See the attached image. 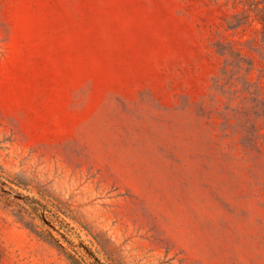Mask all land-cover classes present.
I'll use <instances>...</instances> for the list:
<instances>
[{
  "label": "rangeland",
  "instance_id": "374dc122",
  "mask_svg": "<svg viewBox=\"0 0 264 264\" xmlns=\"http://www.w3.org/2000/svg\"><path fill=\"white\" fill-rule=\"evenodd\" d=\"M71 257L264 264V0H0V264Z\"/></svg>",
  "mask_w": 264,
  "mask_h": 264
},
{
  "label": "trees",
  "instance_id": "16d2710c",
  "mask_svg": "<svg viewBox=\"0 0 264 264\" xmlns=\"http://www.w3.org/2000/svg\"><path fill=\"white\" fill-rule=\"evenodd\" d=\"M14 185H16L17 187L21 188L24 183H22V181L20 180H16L15 183H13ZM48 197V195L46 194H41L40 195V199L41 200H44ZM9 200V199H8ZM11 204L15 205L16 207H18L19 209L16 211V216L18 218V220L20 221H24L25 218H24V215L27 213L29 216H31L32 214L36 215L39 208L42 206L41 204V201L37 198V199H31V203L34 204V207H31V208H27L25 205L23 204H20V203H17L16 201H10ZM26 224V223H25ZM27 227H29L32 231L36 232L38 235L48 239L49 241L55 243L56 240L54 239V237L50 234H47L46 232L44 231H41L39 229V227L37 225H35L33 222H30V223H27L26 224ZM57 244V243H55ZM60 249H62L63 251H65V249L61 246V245H58ZM72 261L75 263V264H85L84 262L81 263L79 260H77L75 257H71Z\"/></svg>",
  "mask_w": 264,
  "mask_h": 264
}]
</instances>
